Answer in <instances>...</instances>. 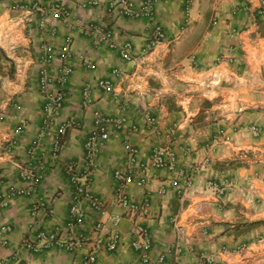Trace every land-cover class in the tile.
Masks as SVG:
<instances>
[{"label":"crops","instance_id":"obj_1","mask_svg":"<svg viewBox=\"0 0 264 264\" xmlns=\"http://www.w3.org/2000/svg\"><path fill=\"white\" fill-rule=\"evenodd\" d=\"M50 1L61 3L69 17L50 16L48 28L42 29L38 15L21 8L35 0H0V110L7 114L0 123V194L9 198L0 221L12 227L6 242L0 234V264H83L88 244L75 251L50 247L36 253L22 243L30 232L66 227L73 189L64 167L71 161L83 166L95 110L127 121L98 153L93 191L113 199V174L124 165V142L130 140L146 164L147 182L130 184L126 192L150 203L142 221L150 231L153 259L169 252L164 264H200L205 258L213 264H264V0H161L152 18L111 11L109 0ZM155 24L163 26L166 39L148 50ZM90 25L110 30L111 40L96 41ZM67 40L75 71L65 84L67 99L55 126L76 123L54 155L52 135L40 134L44 100L38 69L46 45L52 43L58 53ZM126 41L133 42L135 61L122 59L110 46ZM79 53L95 67L80 61ZM65 63L58 57L52 61L53 66ZM114 68L119 70L115 91L105 93L95 86L97 79ZM88 84L93 86L90 104L83 99ZM149 113L156 116L153 124ZM21 125L25 132L15 135ZM12 137L18 143L8 153L2 145ZM35 139L43 177L35 194L12 195V188L24 186L19 172L31 163ZM157 145L172 148L177 169L151 165ZM190 174L189 189L180 193ZM109 210L122 213L113 204ZM86 212L85 225L71 228L69 236L92 231L96 217ZM107 223L112 226L111 219ZM117 229L118 248L100 249L96 264H144L131 246L132 222L125 218ZM176 246L182 249L178 255L171 251Z\"/></svg>","mask_w":264,"mask_h":264},{"label":"built area","instance_id":"obj_2","mask_svg":"<svg viewBox=\"0 0 264 264\" xmlns=\"http://www.w3.org/2000/svg\"><path fill=\"white\" fill-rule=\"evenodd\" d=\"M161 0H109V9L117 10L123 16L131 18L153 17L155 4ZM87 3L95 4L96 0H88ZM21 8L29 15L37 14L38 25L42 29L48 28L49 17L57 16L59 18H67L68 13L65 11L61 3H52L50 0H35L32 4L21 6ZM89 29L96 33V41L111 40L112 34L110 30H105L102 25H90ZM51 34L54 33L50 29ZM166 39L164 28L161 24H155L153 33L149 39L147 49H153ZM110 46L118 50L121 58L126 61H135L137 53L134 49L132 41L123 42L117 45L110 42ZM146 50V49H145ZM53 44L46 45V54L44 63L38 69V84L43 95V118L40 134H51L53 137V154H58L64 136L69 126L75 125L76 121H66L57 127L55 126L56 115L64 108L67 91V84L74 74V66L68 61L72 58L74 51L71 41L67 40L58 50ZM77 58L84 62L89 68L95 67L92 60L88 59L84 53L76 54ZM60 58L67 63L61 66H53L52 61ZM119 70L114 68L111 75L97 79L96 87L105 93H114L115 76ZM58 83V88H53V83ZM93 86L86 85L83 89V99L86 104L94 101L92 95ZM7 114L4 109L0 110V123L6 120ZM125 116H108L100 110L94 111L93 127L88 134L85 142V151L83 155V166L80 168L75 162L65 163V171L68 175L70 185L73 189L69 216L67 225L60 230H38L30 232L23 240L22 246L32 252H42L50 247H58L70 251L77 250L83 244H88L89 249L83 257V264H96L97 256L100 249L114 251L120 244V232L118 226L121 221L128 218L132 222L131 229V246L138 252L139 258L144 264H164L169 252H163L156 259L150 255L152 249V240L148 227L144 224V220L151 212L148 199L134 200L126 192V187L130 184L143 186L146 184L144 177L146 164L140 159V150L130 140H125L124 150L126 161L124 165L115 169L113 177L115 182L114 197L109 202L93 191V182L96 177L97 156L106 141L109 140L113 131H119L125 127ZM149 123L156 121V116L148 114ZM135 126L132 130H136ZM25 132V126L21 125L15 129V135ZM18 139L12 137L6 140V144L2 145L8 153L13 152L17 146ZM39 140L32 141L29 148L31 154V163L28 166H21L20 177L24 182V186L20 188H12L11 194L15 196H27L35 194L37 187L43 177V157L37 153ZM151 165L158 168H166L168 170L177 169L178 159L175 152L170 146H154L151 152ZM82 169V170H81ZM3 173L0 172V181ZM193 175L190 174L186 187L180 190V193H186L192 183ZM213 186V183L210 182ZM9 204V198L5 194H0V212ZM37 204H41L37 199ZM117 205L122 208V213L113 214L109 210V205ZM86 208L95 214L96 220L92 231L88 234L81 233L75 236H69L68 231L74 227H83L86 222ZM112 221V226L108 225V220ZM12 231L10 225L2 224L0 221L1 238L6 242L8 233ZM181 247L176 246L173 250L176 255L181 253ZM170 251V252H171ZM213 260L205 258L200 264H213ZM23 264V263H19Z\"/></svg>","mask_w":264,"mask_h":264}]
</instances>
